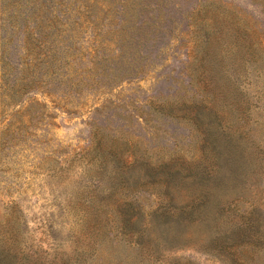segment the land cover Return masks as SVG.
Instances as JSON below:
<instances>
[{
    "label": "rangeland",
    "instance_id": "obj_1",
    "mask_svg": "<svg viewBox=\"0 0 264 264\" xmlns=\"http://www.w3.org/2000/svg\"><path fill=\"white\" fill-rule=\"evenodd\" d=\"M208 130L232 139L248 181L221 204L264 214V0H0V257L224 264L178 246L210 245L216 205L156 218L201 197Z\"/></svg>",
    "mask_w": 264,
    "mask_h": 264
},
{
    "label": "trees",
    "instance_id": "obj_2",
    "mask_svg": "<svg viewBox=\"0 0 264 264\" xmlns=\"http://www.w3.org/2000/svg\"><path fill=\"white\" fill-rule=\"evenodd\" d=\"M232 139L228 136L221 137L212 130H208L204 137V148L213 157L214 164L197 171L196 180L202 186L203 193L198 201L193 202L187 208H178L175 212L165 211L163 216L157 215V224L179 225L184 221L194 222L202 218L199 215L207 214L210 205H216L219 223L210 239V245L202 248L195 245H178L194 247L198 251L215 255L224 264H257V256L264 253V214L255 203H250L240 217L230 216L228 210L238 211L236 199L229 201L228 207L221 204V194L232 186L248 184L244 177L241 164L236 160L237 155L231 147ZM120 184L126 186V181L120 179ZM229 208V209H227ZM120 211L124 214L123 228L132 235L130 243H134L142 249L144 247L145 227L137 225L134 221L136 209L127 204ZM108 217H109V213ZM234 215V214H233ZM176 245V244H174ZM175 248H180L174 246ZM0 264H13L10 256L0 257Z\"/></svg>",
    "mask_w": 264,
    "mask_h": 264
}]
</instances>
